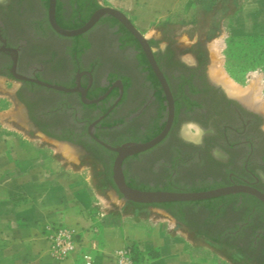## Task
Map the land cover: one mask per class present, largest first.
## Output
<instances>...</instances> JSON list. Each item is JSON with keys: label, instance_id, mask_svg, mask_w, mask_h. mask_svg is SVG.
Segmentation results:
<instances>
[{"label": "rangeland", "instance_id": "1", "mask_svg": "<svg viewBox=\"0 0 264 264\" xmlns=\"http://www.w3.org/2000/svg\"><path fill=\"white\" fill-rule=\"evenodd\" d=\"M87 1L122 12L137 31L152 43L153 49L158 52L165 47L169 49L174 67L186 71V64H195L196 58H199L202 62L203 76L222 88L226 95L257 112L258 120L264 130V41L256 39L255 42H249L246 39L251 35L256 37L264 35L235 29L233 27L235 20L232 23L223 22L228 16L227 13L233 12L239 6L261 20L264 0H230L226 5H221L220 0H193V3L190 1L186 4L183 2L175 4L173 0ZM0 2V16L15 35L23 36L31 64L43 63L50 73L71 67L72 44L65 38L57 37L48 28L47 11L43 2L40 0H0ZM249 18L248 20H251L252 17ZM108 28V26L100 27L91 33L93 46L84 55L86 65L99 63L103 71L106 70L107 65L112 69V64L117 62L115 60L113 62L112 59L113 53L110 49H112L113 37L111 38V30ZM123 66L124 72L130 71L135 77L131 94L136 100L128 103L124 110L128 113L136 107V102L146 92V88L144 77L135 68L136 65L125 60ZM213 67L219 69L218 75L212 73ZM49 76L54 78L56 75L52 73ZM222 76L242 90L256 83L259 103L256 102L253 107L247 96L229 93L219 82ZM19 83L16 80L0 78V120L10 123L14 133L23 135L31 142L54 148L60 157L72 162L78 168L81 167L98 195L100 211L110 218L124 216L135 221L147 219L151 223L162 225L167 234L180 242L174 253H182L181 249L184 248L191 255L207 256L208 264H264V255L261 254L259 247L260 244L264 247L262 206L237 197L214 199L211 202H167L147 205H135L133 202L123 200L111 176L113 175L112 155L95 146H90L84 151L77 144L51 138L33 130L26 121L24 110L16 98ZM21 97L35 109L39 106L52 107L56 104L57 94L41 90L36 93L37 100L30 99L24 94ZM64 112L61 111L62 114L58 116L63 124L66 123ZM185 128L186 137L196 142L199 138V128L193 124H187ZM149 130L150 128H146L137 136ZM62 133L70 139L75 136V133L68 131ZM116 137H124V133L119 131L116 136L109 137V140L115 141ZM60 143L62 146L66 144L74 148L73 157L64 154ZM172 158V152L160 146L146 152L138 159L130 160L131 165L127 167L130 169L128 172L133 178L132 182L152 189L194 191L225 180L217 169L220 163L212 155L207 156L205 160L209 167L207 175L204 171L190 166L172 178L170 170L166 167ZM257 238L260 240L259 249L254 246ZM130 243L133 242L128 241L125 246ZM125 246L115 249L108 258L107 264H113L115 252ZM137 246L145 254L140 260L142 264H153L152 261L160 255L155 247L150 248L141 244ZM79 247L80 245L73 253L78 252Z\"/></svg>", "mask_w": 264, "mask_h": 264}, {"label": "flooded vegetation", "instance_id": "2", "mask_svg": "<svg viewBox=\"0 0 264 264\" xmlns=\"http://www.w3.org/2000/svg\"><path fill=\"white\" fill-rule=\"evenodd\" d=\"M40 1L46 7L48 28L57 37L65 38L72 44L71 67L52 72L56 75L54 78L49 76L52 73L43 63L31 64L23 36L15 35L0 16V78L20 82L16 98L33 130L77 144L84 151L90 146L100 148L112 155L113 166L117 152L100 142L111 147L129 142H146L166 129L164 137L157 144L122 160L123 178L129 187L147 191H171L135 185L127 167L131 165L130 160L138 159L146 152L163 146L168 152H172L173 158L166 164L172 178L190 166L207 175L209 167L206 157L212 155L218 160V172L222 173L225 180L194 191L247 185L264 194V130L258 120V113L226 95L222 88L205 78L199 58H196L195 64H186V71L174 67L167 47L158 52L153 49L150 41L142 44L119 18L108 11L102 12L84 32L62 35L49 22L50 0ZM101 8L103 7H93V3L87 0H55V21L63 29H77ZM105 26L111 30L113 44L110 51L113 53V62L117 61V65L112 64V69L107 65L103 71L99 63L86 65L84 55L93 46L91 33ZM148 50L165 86L149 60L146 53ZM125 60L136 65L135 68L144 77L146 88V92L136 102V107L128 113L124 112L128 103L136 100L131 94L135 77L130 71H123ZM41 90L57 94L56 104L33 109L21 97L24 94L37 100L36 93ZM61 111H65V124L58 119ZM187 124L199 128L196 142L186 137ZM146 128L150 130L137 136ZM63 131L75 133L74 138H68ZM119 131L124 133V137H116L115 141H110L109 137L116 136ZM214 151L217 153L214 154ZM225 197L250 200L264 208L260 199L246 192L194 202H211ZM246 224L247 222L244 223ZM259 242L257 238L254 246L258 247ZM259 247L264 255V247L261 244Z\"/></svg>", "mask_w": 264, "mask_h": 264}, {"label": "crops", "instance_id": "3", "mask_svg": "<svg viewBox=\"0 0 264 264\" xmlns=\"http://www.w3.org/2000/svg\"><path fill=\"white\" fill-rule=\"evenodd\" d=\"M234 20L235 29L264 35V13L260 20L239 6L223 22ZM9 124L0 120V264H87L83 253L90 255L91 264H107L112 252L128 241L155 247L160 255L153 264H208L207 256L184 248L174 253L180 242L162 225L110 218L100 211L98 195L81 167L54 148L14 133ZM55 223L80 233L79 251L61 261L51 258L45 239L46 228Z\"/></svg>", "mask_w": 264, "mask_h": 264}, {"label": "water", "instance_id": "4", "mask_svg": "<svg viewBox=\"0 0 264 264\" xmlns=\"http://www.w3.org/2000/svg\"><path fill=\"white\" fill-rule=\"evenodd\" d=\"M54 5H55V0H50L48 19L53 29L62 35L70 36L84 32L97 20V18L102 12L108 11L113 15H115L117 18H119L142 44L145 45L147 43V40L137 31V29L133 26V24L129 21V19L126 18L122 12L114 8L103 7L99 9L94 15H92V17L88 20V22H86L82 27L69 30V29H63L57 25L55 21ZM146 53L149 57L152 66L155 69L156 74L158 75L159 79L164 85L163 78L161 77V74L157 70L153 62V59L151 57V52L148 50L146 51ZM52 87L58 88L56 86H52ZM165 133H166V129L163 130L154 138L146 142H129L117 147H111L105 143L100 142L106 148L117 152V156L115 157L113 162L112 178L118 191L122 195L123 200L133 203H141V204H161L167 202L199 201V200L227 195L230 193L246 192L254 195L264 203V194L247 185H229V186L217 187L207 190H197V191H163V190L147 191V190H140L129 187L123 178V174L121 170L122 160L128 155H132L134 153L141 152L151 148L164 137Z\"/></svg>", "mask_w": 264, "mask_h": 264}, {"label": "built area", "instance_id": "5", "mask_svg": "<svg viewBox=\"0 0 264 264\" xmlns=\"http://www.w3.org/2000/svg\"><path fill=\"white\" fill-rule=\"evenodd\" d=\"M46 240L51 258L61 261L77 250L79 233L74 228L55 223L46 228ZM144 256L145 254L142 253L140 247L130 243L115 252L113 264H142L140 260ZM82 258L87 264H91L89 254L83 253Z\"/></svg>", "mask_w": 264, "mask_h": 264}, {"label": "bare ground", "instance_id": "6", "mask_svg": "<svg viewBox=\"0 0 264 264\" xmlns=\"http://www.w3.org/2000/svg\"><path fill=\"white\" fill-rule=\"evenodd\" d=\"M212 73L218 75L219 69L216 68V67H213L212 68ZM219 82H221L225 86V88L227 89V91L229 93L242 94V95L247 96L251 100L253 107H255V105H256L255 103L256 102L259 103L258 102L259 101L258 89H257L256 83L255 84H252L251 86H249V87H247V88H245V89L242 90V89H239L238 87H236L227 78H225L223 76L221 77V79H220ZM60 146L62 147L61 150H63V152H64V154L66 156L73 157V155L75 153V150H73L74 148H72V147L70 148L66 144L64 146H62L61 143H60Z\"/></svg>", "mask_w": 264, "mask_h": 264}, {"label": "trees", "instance_id": "7", "mask_svg": "<svg viewBox=\"0 0 264 264\" xmlns=\"http://www.w3.org/2000/svg\"><path fill=\"white\" fill-rule=\"evenodd\" d=\"M93 7H98V5L94 3L93 4ZM232 13L233 12L227 13V15H231ZM246 39L249 40V42H255L256 39L263 40L264 41V36H258V37H256L255 35H251V36L246 37ZM135 205H143V204H141V203H135Z\"/></svg>", "mask_w": 264, "mask_h": 264}]
</instances>
